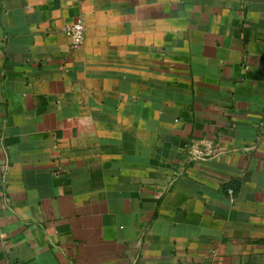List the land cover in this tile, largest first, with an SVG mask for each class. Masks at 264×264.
I'll return each instance as SVG.
<instances>
[{"label": "crops", "instance_id": "1", "mask_svg": "<svg viewBox=\"0 0 264 264\" xmlns=\"http://www.w3.org/2000/svg\"><path fill=\"white\" fill-rule=\"evenodd\" d=\"M0 264H264V0H0Z\"/></svg>", "mask_w": 264, "mask_h": 264}, {"label": "built area", "instance_id": "2", "mask_svg": "<svg viewBox=\"0 0 264 264\" xmlns=\"http://www.w3.org/2000/svg\"><path fill=\"white\" fill-rule=\"evenodd\" d=\"M65 32L71 40L73 46H79L83 43L85 39V22L82 17H77L73 21L69 22L65 26ZM228 192L230 194L234 193V188L229 187Z\"/></svg>", "mask_w": 264, "mask_h": 264}]
</instances>
